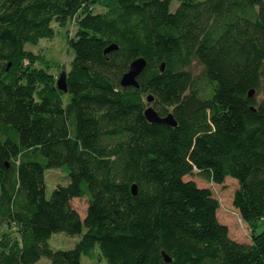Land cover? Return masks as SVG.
I'll list each match as a JSON object with an SVG mask.
<instances>
[{
  "label": "trees",
  "instance_id": "trees-1",
  "mask_svg": "<svg viewBox=\"0 0 264 264\" xmlns=\"http://www.w3.org/2000/svg\"><path fill=\"white\" fill-rule=\"evenodd\" d=\"M69 20L62 92L25 47ZM47 171L66 179L48 198ZM193 172L235 181L249 241ZM0 226V264H264V0H0ZM55 234L79 240L52 250Z\"/></svg>",
  "mask_w": 264,
  "mask_h": 264
},
{
  "label": "rangeland",
  "instance_id": "rangeland-1",
  "mask_svg": "<svg viewBox=\"0 0 264 264\" xmlns=\"http://www.w3.org/2000/svg\"><path fill=\"white\" fill-rule=\"evenodd\" d=\"M177 1L172 3L175 6ZM97 9V7H95ZM53 37L51 40H41L36 46H26L25 49L30 51L37 58L35 63L31 65L33 69L42 70L45 74L51 77L52 82H56L62 72H67L72 63L73 55L68 47L69 39L73 38L75 32V22L67 21L62 27L52 23ZM199 68H194L193 73H197ZM184 181H192L198 188L208 189L213 198L218 203V219L223 223L229 235L237 241H249V229L240 223L234 216L231 208V196L236 188L235 181L227 178L222 185H214L200 179L198 175L193 172L189 177H185ZM66 182L65 177L60 171H47L44 173L45 197L48 198L53 188L57 185H63ZM71 206L78 212L80 218L84 216L86 201L85 199H76L71 202ZM262 225L258 227L259 231ZM15 234V229L8 226H0V240L1 235ZM79 237H65L62 234L53 235L48 244L52 250L66 251L74 247L78 242ZM35 264H48L46 259H40ZM81 264H104L102 261L88 262L81 260Z\"/></svg>",
  "mask_w": 264,
  "mask_h": 264
},
{
  "label": "water",
  "instance_id": "water-1",
  "mask_svg": "<svg viewBox=\"0 0 264 264\" xmlns=\"http://www.w3.org/2000/svg\"><path fill=\"white\" fill-rule=\"evenodd\" d=\"M114 47H109L104 51V54L114 50ZM145 63L143 60L141 59H137L135 61H133L129 67H128V71L121 77L120 82H119V86L120 88H134L137 89V83H136V77L139 75V73L142 71L143 67H144ZM55 88L58 91H62L65 92V75L62 72L58 79L55 82ZM252 95V91H250L248 93V97H250ZM152 101L151 97H147L146 98V103L150 104ZM143 116L144 119L146 120L147 123L149 124H164L168 127H174L175 126V122L173 121L171 115H166L163 118H160L157 116V114L153 111V109L151 107H147L144 112H143ZM135 187L132 186L131 187V194L134 196L135 195ZM164 261L168 262V259L164 257Z\"/></svg>",
  "mask_w": 264,
  "mask_h": 264
}]
</instances>
